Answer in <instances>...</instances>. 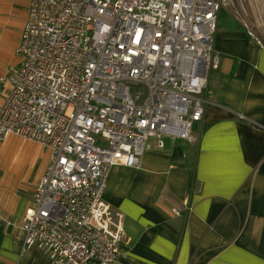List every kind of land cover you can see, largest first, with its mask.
<instances>
[{
    "label": "built area",
    "instance_id": "2783aa9c",
    "mask_svg": "<svg viewBox=\"0 0 264 264\" xmlns=\"http://www.w3.org/2000/svg\"><path fill=\"white\" fill-rule=\"evenodd\" d=\"M237 1H29L20 60L0 76V144L15 135L48 152L18 227L22 252L36 245L51 264L117 263L124 214L102 198L107 172L139 165L151 137L159 147L163 136L197 140L219 64L218 14ZM241 21L262 46L264 25ZM126 81L145 85L142 103Z\"/></svg>",
    "mask_w": 264,
    "mask_h": 264
},
{
    "label": "crops",
    "instance_id": "0c3cea01",
    "mask_svg": "<svg viewBox=\"0 0 264 264\" xmlns=\"http://www.w3.org/2000/svg\"><path fill=\"white\" fill-rule=\"evenodd\" d=\"M29 1L19 0L21 26L8 59L0 57V76L20 60ZM16 2L0 0V45ZM234 19L218 14L219 64L208 76L197 140L163 136L159 147L151 137L139 165L107 172L102 198L124 214L116 264H264V38L257 45ZM47 160L43 146L15 135L0 144V264H51L36 245L21 251L18 228Z\"/></svg>",
    "mask_w": 264,
    "mask_h": 264
},
{
    "label": "rangeland",
    "instance_id": "374dc122",
    "mask_svg": "<svg viewBox=\"0 0 264 264\" xmlns=\"http://www.w3.org/2000/svg\"><path fill=\"white\" fill-rule=\"evenodd\" d=\"M257 1L259 3H264V0ZM258 2L255 1V4H257V7L259 8ZM257 7L252 4V2L248 3V0H238L233 8L225 10L228 12L230 17L233 19L235 18L237 22L242 23L241 19H243L249 26L253 27L256 23H261V15L263 16V13L259 11ZM21 10L22 9L20 7L19 0H17L14 7L7 14L9 20L4 25V30L2 33V35L4 36V40L0 45V57L4 59V62L12 53L13 43L16 42V34L21 26L19 24ZM10 47H12V50ZM126 84L128 85L130 94L132 96H135L136 94L140 96L139 100H137V103H142L141 101L146 94L145 85L134 81H126ZM10 141L12 145H15L16 141L14 139L10 138ZM25 147H27L28 149L33 148V150H36V147L31 145H25Z\"/></svg>",
    "mask_w": 264,
    "mask_h": 264
},
{
    "label": "bare ground",
    "instance_id": "6f19581e",
    "mask_svg": "<svg viewBox=\"0 0 264 264\" xmlns=\"http://www.w3.org/2000/svg\"><path fill=\"white\" fill-rule=\"evenodd\" d=\"M255 1L258 2L257 0H248V3L252 2V4H254L257 7V4H255ZM258 6H259V8L258 7L257 8L259 9V11H261L263 13V16L261 15L262 19L260 20V22H261V24L264 25V3L263 2H261V3L258 2Z\"/></svg>",
    "mask_w": 264,
    "mask_h": 264
}]
</instances>
